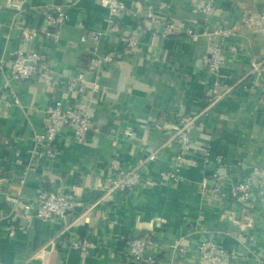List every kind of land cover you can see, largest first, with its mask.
I'll return each instance as SVG.
<instances>
[{
	"label": "crops",
	"instance_id": "obj_1",
	"mask_svg": "<svg viewBox=\"0 0 264 264\" xmlns=\"http://www.w3.org/2000/svg\"><path fill=\"white\" fill-rule=\"evenodd\" d=\"M122 1L133 8L147 2L157 7L159 19L149 31L138 28L134 47L125 44L132 16L121 14L109 25L108 9L97 0H0V177L6 178L0 193V264H143L122 253V240L132 234L150 235L153 252L163 260L173 256L172 244L180 239L186 250L176 254V264H211L197 249L206 238L228 253L218 264H264V178L254 180L243 204L215 190L218 184L227 192L254 166H264V25L241 28L229 38L238 49L227 55L218 76L207 69L205 33L236 24L247 9L264 11V0H211L207 14L202 12L207 0ZM50 3H63L68 13L58 41L43 35L22 40L18 26L40 24L41 9ZM161 20L173 21L177 32L161 36ZM85 29L101 31L97 44L81 42ZM109 50L116 53L113 63L96 67L92 58ZM17 51L45 52L51 72L11 79L6 87L1 71ZM253 59L262 60L261 75L247 73ZM216 81L219 91L232 86L217 97ZM55 101L85 108L94 127L83 141L62 130L56 136L60 152L49 157L35 134ZM178 112L197 120L181 180L172 182L169 171L182 149L170 139ZM152 152L145 171L156 185L108 190L116 169ZM59 182L92 205L64 233L70 217L38 219L24 207L40 187ZM68 238H85L94 246L84 252Z\"/></svg>",
	"mask_w": 264,
	"mask_h": 264
},
{
	"label": "built area",
	"instance_id": "obj_2",
	"mask_svg": "<svg viewBox=\"0 0 264 264\" xmlns=\"http://www.w3.org/2000/svg\"><path fill=\"white\" fill-rule=\"evenodd\" d=\"M102 6H105L109 12L108 24L114 25L117 22L119 15L127 13L134 20V27L131 28L129 35L125 39V44L129 47H134L139 43V27H143L144 31L151 29L150 23L159 19L157 7L151 2L141 4L140 7H128L122 0H97ZM161 6H167L166 2H161ZM10 6L16 10H20V5L16 1H12ZM212 6V1L207 0L202 7V12L207 14ZM42 22L38 25L23 24L18 26V36L27 42H34L37 36L43 35L45 38L57 42L59 39V26L67 19L68 13L63 3H50L41 9ZM144 22V23H143ZM264 25V11L253 12L245 10L240 20L228 27H217L214 30L205 32L210 41L209 56L207 58V69L212 74L218 76L221 68L227 63V55L230 52H237V45L230 42L229 38L235 36L241 28L256 29ZM160 35L166 37L177 32V26L171 20H161ZM191 35H194L193 33ZM101 37V31L85 29L81 35V42H91L97 44ZM116 53L109 50L92 58V62L97 67L104 68L106 64L113 63ZM9 61V67L5 72L1 71L5 80L4 85L9 86L11 79L25 80L31 77L32 74L39 76H47L51 72L52 66L48 55L45 52L30 51L23 53L17 51L14 57ZM0 66V70H2ZM263 71L262 60L253 59L250 62L247 73H255L261 75ZM83 74H79L77 79L81 80ZM72 86V85H71ZM232 85L219 91L218 81L213 84V92L217 97L222 96ZM14 101H18L14 97ZM47 117L43 123L41 131L36 132L35 138L39 145L45 148L46 154L49 157H55L60 152V146L57 143V134L64 129L72 132L73 138L77 141L85 140L88 132L94 127L93 119L90 117L87 110L83 107L67 108L60 101L51 103L47 109ZM176 129L171 136V140L176 141L181 146V151L174 157L173 167L169 171V176L172 182L181 180L180 170L185 164L184 158L190 150V131L196 125L197 115H191L184 112H178L175 116ZM155 127L160 128V122H154ZM155 154L152 152L146 158H141L136 164L131 167H119L115 170L109 191H126L137 185H156L157 180L152 178L145 171L147 161ZM219 158V157H218ZM264 178V166H254L250 174L244 181L237 182L231 185L227 192L220 191L219 185L215 187L224 198H230L239 204L247 202L251 196V190L254 180ZM6 178L0 177V193H5L3 181ZM55 188L40 187L34 196L32 202L27 203L24 207L31 209L33 215L38 219H61L69 218L70 222L65 224L61 232L68 231L71 224L78 218H81L86 211L91 208V204H85L78 199L73 191L63 189L61 182ZM79 211L76 215L73 211ZM71 246L80 248L86 252L94 244L83 238H68ZM122 253L126 258L138 260L143 264H176L175 256L177 253L185 252L186 248L177 239L172 244L173 256L169 260L159 258L153 252V241L150 235L141 236L132 234L122 240ZM197 249L199 255L206 262L211 264L220 263L227 255V251L217 244L213 239L206 238L201 240ZM264 262V261H263Z\"/></svg>",
	"mask_w": 264,
	"mask_h": 264
},
{
	"label": "water",
	"instance_id": "obj_3",
	"mask_svg": "<svg viewBox=\"0 0 264 264\" xmlns=\"http://www.w3.org/2000/svg\"><path fill=\"white\" fill-rule=\"evenodd\" d=\"M35 75H36V74L34 73V74H32L31 76H35ZM40 256H41V254L38 255V257H40Z\"/></svg>",
	"mask_w": 264,
	"mask_h": 264
},
{
	"label": "trees",
	"instance_id": "obj_4",
	"mask_svg": "<svg viewBox=\"0 0 264 264\" xmlns=\"http://www.w3.org/2000/svg\"><path fill=\"white\" fill-rule=\"evenodd\" d=\"M83 64H84V66L86 65V61H81Z\"/></svg>",
	"mask_w": 264,
	"mask_h": 264
}]
</instances>
